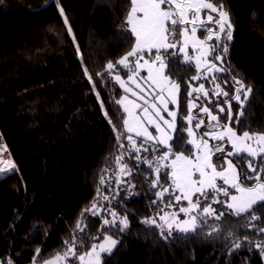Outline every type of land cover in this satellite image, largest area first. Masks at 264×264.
Masks as SVG:
<instances>
[{
	"label": "trees",
	"instance_id": "1",
	"mask_svg": "<svg viewBox=\"0 0 264 264\" xmlns=\"http://www.w3.org/2000/svg\"><path fill=\"white\" fill-rule=\"evenodd\" d=\"M60 6L68 25L54 0L0 4V152L8 153L18 169L0 177V259L31 264L37 248L43 259L54 257L63 250V241L71 240L99 187L103 211L99 216L85 213L87 227L76 235H87L89 246L102 241L104 233L119 241L111 255L103 256L104 264H264L256 247L264 243V233L258 231L264 228V207L259 205L240 216L208 218L194 233L173 231L169 236L165 231L162 236L159 228L142 223L163 203H152L159 190L151 188L155 173L129 157L126 139L125 148L118 147L113 125L123 130L124 113L116 104L122 92L105 73L106 64L115 63L133 44L130 31L122 28L130 0H60ZM225 6L234 31L225 60L230 71L221 78L229 82L238 74L253 90L240 123L233 126L238 133L264 132V0H225ZM169 67L171 78L180 82L179 132L185 127L181 116L195 71L180 58ZM115 71L126 76L123 68ZM97 73H104L103 79ZM232 110L236 115L238 105ZM184 137L178 145L173 141L175 151L182 150L185 132ZM122 151L131 175H117L115 157ZM189 151L187 146L185 154ZM140 155L151 159L155 154ZM246 159H239L243 169ZM163 173L167 187L170 180L164 182ZM108 208L127 215L124 232L103 224L112 218ZM253 214L259 219L251 220ZM92 236L100 239L93 241Z\"/></svg>",
	"mask_w": 264,
	"mask_h": 264
},
{
	"label": "snow or ice",
	"instance_id": "2",
	"mask_svg": "<svg viewBox=\"0 0 264 264\" xmlns=\"http://www.w3.org/2000/svg\"><path fill=\"white\" fill-rule=\"evenodd\" d=\"M45 2L47 3V0ZM54 2L60 16L64 18V23L68 25L60 0ZM0 4H3V0H0ZM124 26L135 38V43L131 50L115 63L109 61L105 73L119 83L126 93L116 101L126 114L121 118L122 131L113 125L118 147L124 149L122 141L126 139L129 157L135 156L138 165L146 163L149 171L155 173L151 188L159 190L156 191V200L152 203H163V207L154 217L145 218L142 223L159 228L162 236L165 231L171 236L174 230L187 234L196 232L208 217H215L216 220L224 217L225 213H218L212 207L213 204H225L229 214L237 216L249 212L256 205L264 207V132H253L249 129L238 133L232 124V101L239 104V112L235 118L238 125L253 90L250 86L246 87L244 80L235 73L232 74L233 95L229 96V92L224 91L221 85L216 83L219 79L216 73L230 71V66L225 67L224 64L229 54V44L233 40L234 28L225 0H130L122 28ZM68 32L70 34L72 32L70 25ZM198 32H206L207 35L201 39ZM189 49L194 55L189 54ZM77 51L79 52L78 45ZM145 55L148 56L147 59ZM180 56L183 57V63L195 65L196 75L192 76L191 80L204 79L213 84V89H206L204 83H200L198 87H192L191 83H188L187 86L191 89L187 92L188 115L182 117L187 127H182L178 132L176 120L179 112L180 82L169 75L171 71L169 65L175 64ZM117 68L127 69V82H131L139 91L127 86V82L115 71ZM141 71H145L146 76H141ZM84 73L92 82V76L89 75L87 68L84 69ZM97 75L101 79L104 77V73ZM224 83H228L227 78ZM95 86L96 82H92L93 89ZM210 91L212 96L217 97L218 103L213 104L212 108L207 104L199 108L207 117L208 123L207 130L198 137L196 130L205 126V119L193 115L192 110L198 107L195 101L202 97L209 98ZM127 93H131L136 100H130ZM193 93L197 95L193 97ZM220 96L225 99L219 101ZM97 97L99 98V93ZM137 100L142 103H137ZM208 103L211 101L208 100ZM169 104L176 105V109L169 110ZM220 104H227L226 123H221L220 116L213 114V108L219 113L225 112ZM101 107L103 108V103ZM163 113L170 119H166ZM104 115L107 116V112ZM194 120L197 121L195 129ZM149 126L155 129L156 135L149 131ZM184 132L187 133L188 139L182 145L181 151H175L173 141L177 145L184 141ZM132 134L140 138L139 143ZM209 138L218 143L210 145ZM188 145L192 146L193 151L185 155ZM226 145H231L230 151L226 150ZM2 150L6 151V147ZM141 152L155 155L150 159L140 155ZM217 153L219 155H216ZM245 154L250 158L247 169L251 175L248 172L241 173L238 169L242 166L233 163V157L244 159ZM123 157V151L115 157L117 175H131V169ZM0 165H2L0 174L18 170L10 159L0 160ZM162 169L163 181H171L167 187L161 181ZM218 180L222 181V184H218ZM247 181L252 183L248 185L245 183ZM121 182L120 179L116 181L117 184ZM100 184H105L104 176L100 177ZM233 189L235 194H232ZM165 194H168L167 200L164 199ZM100 195L101 189L98 187L97 196L90 203V207L81 212V218L77 220L75 229L70 233L71 240L63 241V250L50 259H43L41 250L37 248L31 264H37L38 261L40 264H104L103 256L111 255L119 241L104 233L102 242L91 243L89 246L87 235H76L84 233L87 227L83 224L85 213L90 212L94 216H99L103 211L99 205ZM221 196L225 199L221 200ZM103 199L111 203L108 196H104ZM182 201H186L187 205L184 206ZM170 208L178 210L166 211ZM107 211L112 219L105 218L103 224L124 232L129 226L127 215L120 216L112 208H108ZM180 213L184 214V219L180 218ZM156 217H159V222ZM256 219L259 217L253 214L251 220ZM258 231L264 233V228ZM99 239L98 236L91 237L93 241ZM235 247L238 248L240 245L236 244ZM256 247L260 249L261 256H264V243H258ZM0 264L14 262L11 258L6 262L0 259Z\"/></svg>",
	"mask_w": 264,
	"mask_h": 264
},
{
	"label": "rangeland",
	"instance_id": "3",
	"mask_svg": "<svg viewBox=\"0 0 264 264\" xmlns=\"http://www.w3.org/2000/svg\"><path fill=\"white\" fill-rule=\"evenodd\" d=\"M213 15H215V14H213ZM205 35H207L206 32H205V33H200V32H198V36H200L201 39H203ZM133 39H134V40H133V44H132V46H133L134 43H135V38L133 37ZM209 43H212V42H209ZM230 43H231V42H230ZM132 46H131V48H132ZM131 48H130V50H131ZM130 50H129V51H130ZM125 54H126V53H125ZM125 54H124V55H125ZM189 54H190V55H194V53H192V50H191V49H189ZM124 55H123V56H124ZM145 58L147 59L148 56L145 55ZM119 59H120V58H119ZM119 59H118V60H119ZM131 59H134V58H131ZM180 59H181V62L183 63V57H182V56H180ZM209 59H211V57H209ZM217 63H219V62H217ZM184 64H185V63H184ZM190 66L193 67V69H194V71H195V74H194V75H196V69H195V65H194V63H193L192 65H190ZM224 66L226 67V64H224ZM125 70H127V69H125ZM226 73H228V72H224V73H216V76L219 77V79L216 81V83H219V84L221 85V88H222L224 91H228V88H229V89L232 91L231 93L228 91V92H229V96H231V95L234 94V86H233V84H232V78L229 79V82H228L227 84H225L223 78H221L222 75H224V74H226ZM120 75H121V74H120ZM194 75H193V76H194ZM141 76H146V72H145V71H141ZM121 77L127 82V75H126V76H122V75H121ZM230 80H231V81H230ZM113 81H114L115 84L118 86V88L121 90V92H122L121 97L125 96L126 93H125L124 89L121 88L120 85H119V83H117L114 79H113ZM141 83H142V82H141ZM190 83H191L192 87H198L200 83H204L206 89H208V90L213 89V84H212L211 82H207V81H205L204 79L195 80V81L190 80ZM127 86L132 87L133 90H135V91H139L138 89L135 88V85L131 84V82H127ZM190 90H191V89L188 88V91H190ZM188 91H187V92H188ZM127 95H128V98H129L130 100H136V98L133 97V96L131 95V93H127ZM196 95H197L196 93H193V97H195ZM121 97H120L119 99H121ZM179 98H180V93H179L178 100H179ZM119 99H118V100H119ZM224 99H225V97H223V96H220V97H219V101H222V100H224ZM242 99H243V97H242ZM188 100H189V97L187 96V101H186L185 111H184V114H183L181 117H184V116H187V115H188V110H187ZM208 100H210L211 103H208ZM136 102H137V103H142V101H139V100H137ZM195 103L198 105V107H197V108H194V109L192 110L193 115H195V116H199V117L205 119V126H202L199 130H196V131H197V136L199 137V134H200V133H202V132H204V131L207 130V123H208V121H207V117L205 116L204 113H202V112L199 111V108H200L201 106H204L205 104H207V106H209L210 108H212V107H213V104L218 103V100H217V97L211 95V91H210V96H209V98L205 99V98L202 97L200 100L195 101ZM235 104L238 105V107H239V104H238L236 101H232V107H234ZM219 106H220V107H223V108L225 109V112H223V113H219V112L217 111V109L213 108V114H214V115H217V114H218V115L220 116V118H221V123H226V122H227L226 114H227V111H228L227 104H220ZM119 107H120L121 110L123 111V107L120 106V105H119ZM175 109H176V105L169 104V110H175ZM238 112H239V110H238ZM238 112H237V114H238ZM123 113H124V112H123ZM237 114L235 115V113H234L233 110H232V115H233V121H232V124H236L234 118L237 116ZM125 115H126V114L124 113V116H125ZM163 115L165 116L166 119H170V118L167 116L166 113H163ZM179 117H180V103H179V112H178V116H177V120H176V126H178ZM182 122L185 124V127H184V128H186V127H187V123H186L184 120H182ZM196 122H197V121H195V120L193 121V128H194V129H195V123H196ZM149 131L152 132L153 135H156L155 129H154L153 127L149 126ZM185 134H186V136H187V133H186V132H185ZM132 135H133V138H134V139H136V140H140V138L135 137V134H132ZM187 139H188V137L186 138V140H187ZM217 143H218L217 141L211 140V139L209 138V144H210V145H215V144H217ZM188 146L190 147V151H189V153H190L191 151H193V149H192V146H191V145H188ZM225 147H226V150H229V151L231 150V145H226ZM165 150H166V149H165ZM189 153H187V154H185V155H188ZM0 154H1V155H0V160H5V161H7V160H9V159L11 160L10 156L8 155V153H6V152H4V153H3V152H0ZM216 155H219V153H217ZM245 157H247L246 154H245ZM232 159H233V160L235 159V160L238 162V165H241V166L243 165L241 160H239V159H237V158H235V157H233ZM249 159H250V158L247 157V159L243 162V163H244V168H245V169H243V167H241V168H242L244 171L248 172L249 175H251L252 173H251L250 171H248V169H247V164H248ZM213 162H215V157H213ZM233 163H234V162H233ZM234 164H235V163H234ZM0 166H2V165H0ZM225 166H226V165H225ZM168 170L170 171V169H168ZM12 172H14V171L7 172V173H4V174H0V177H2V176H4V175H8V174H10V173H12ZM170 183H171V181H170ZM217 183H218V184H222V181H219V180H218ZM232 194H235V190H234V189L232 190ZM220 199H221V200H224L225 198H224L223 196H221ZM181 203H182L184 206L187 205V202H186V201H182ZM212 207L215 208V209L217 210L218 213H219V212H223V213H225V214H229V210L227 209V207H226L225 204H219V203H217V204H213ZM177 210H178L177 208L166 209V211H169V212L177 211ZM231 215H234V214H231ZM153 217H154V216H153ZM156 218H157V220H158V222H159V217H156ZM180 218H181V219H184V218H185L183 213H180ZM208 218H213V219H215V217H208ZM111 219H112V218H111ZM174 231H175V230H174ZM175 232H177V231H175ZM100 242H102V241H100ZM113 250H114V249H113ZM105 255H108V254H105Z\"/></svg>",
	"mask_w": 264,
	"mask_h": 264
}]
</instances>
